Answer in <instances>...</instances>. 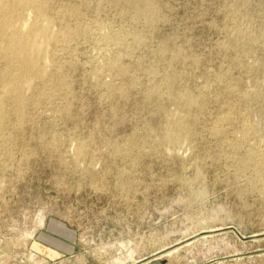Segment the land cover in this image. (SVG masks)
<instances>
[{
	"label": "rangeland",
	"instance_id": "1",
	"mask_svg": "<svg viewBox=\"0 0 264 264\" xmlns=\"http://www.w3.org/2000/svg\"><path fill=\"white\" fill-rule=\"evenodd\" d=\"M0 16V264H264V0Z\"/></svg>",
	"mask_w": 264,
	"mask_h": 264
},
{
	"label": "bare ground",
	"instance_id": "2",
	"mask_svg": "<svg viewBox=\"0 0 264 264\" xmlns=\"http://www.w3.org/2000/svg\"><path fill=\"white\" fill-rule=\"evenodd\" d=\"M9 8V0H0V14L2 13V16H3V13L5 11H7V9ZM11 9V8H10ZM15 9V8H14ZM14 11V10H13ZM12 11V12H13ZM11 12V11H10ZM1 17V16H0ZM4 19V17H3ZM11 19V17L9 18ZM0 26L2 29L4 28H9L10 27V21L5 19L3 20L2 22H0ZM17 27V26H15ZM14 29V28H13ZM18 29V28H17ZM32 29V28H31ZM7 31V29H5ZM16 29H14L12 32H10V36L8 35V38H6L4 40V37L3 35L0 34V41L5 44V45H0L3 46V48H7V50H9L11 53L15 54V55H24L25 57L28 58L27 61H32L33 57L31 59H29V55L31 53V51L33 50H39L41 47H40V44L37 42V40L35 39L34 36H32V34H29V35H26V34H22V32L18 31V32H15ZM5 31V32H6ZM25 31V30H24ZM30 31V30H29ZM32 31L34 32V30L32 29ZM1 32V30H0ZM21 34H20V33ZM28 32V31H26ZM31 35V36H30ZM3 36V37H2ZM5 42H3V41ZM1 51V50H0ZM2 52V51H1ZM4 52V51H3ZM23 58V57H22ZM24 59V58H23Z\"/></svg>",
	"mask_w": 264,
	"mask_h": 264
},
{
	"label": "crops",
	"instance_id": "3",
	"mask_svg": "<svg viewBox=\"0 0 264 264\" xmlns=\"http://www.w3.org/2000/svg\"><path fill=\"white\" fill-rule=\"evenodd\" d=\"M47 263H49V261H47V260H45ZM57 263L59 262H61L60 260H58V261H56ZM56 262H50V263H52V264H56ZM76 263V262H75ZM72 264H74V263H72Z\"/></svg>",
	"mask_w": 264,
	"mask_h": 264
}]
</instances>
